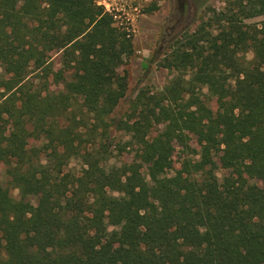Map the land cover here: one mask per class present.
Returning <instances> with one entry per match:
<instances>
[{
    "label": "trees",
    "instance_id": "16d2710c",
    "mask_svg": "<svg viewBox=\"0 0 264 264\" xmlns=\"http://www.w3.org/2000/svg\"><path fill=\"white\" fill-rule=\"evenodd\" d=\"M210 11L117 118L130 32L95 0H0V264H264V0Z\"/></svg>",
    "mask_w": 264,
    "mask_h": 264
},
{
    "label": "rangeland",
    "instance_id": "374dc122",
    "mask_svg": "<svg viewBox=\"0 0 264 264\" xmlns=\"http://www.w3.org/2000/svg\"><path fill=\"white\" fill-rule=\"evenodd\" d=\"M153 2L156 9L149 11ZM141 0L137 10L132 11L134 26L126 28L132 35L134 53L123 65L128 72V89L115 110L113 117L119 118L128 108L130 98H133L140 88L149 89L151 92L158 91L168 82L174 72L160 64L163 58L170 52L176 40L183 32L193 31L202 17H206L212 9L219 10L224 5V0ZM247 23L261 24L264 22V14L245 19ZM252 53L246 56L250 59ZM204 91H206L204 89ZM212 107L214 103L212 102ZM127 136L117 134L110 148L109 165L121 166L129 163L134 158V151L123 145ZM34 144H37L34 141ZM179 160L177 155L174 157ZM178 163L175 167H178ZM81 163L72 160L66 170L78 172ZM144 170V167H143ZM3 167L0 165V180L3 178ZM218 175H230L227 169H218ZM16 196V190L13 191Z\"/></svg>",
    "mask_w": 264,
    "mask_h": 264
},
{
    "label": "built area",
    "instance_id": "2783aa9c",
    "mask_svg": "<svg viewBox=\"0 0 264 264\" xmlns=\"http://www.w3.org/2000/svg\"><path fill=\"white\" fill-rule=\"evenodd\" d=\"M141 0H95L96 5L103 8V11L110 14L114 24L120 28L134 26L132 11H136Z\"/></svg>",
    "mask_w": 264,
    "mask_h": 264
},
{
    "label": "flooded vegetation",
    "instance_id": "af4514ba",
    "mask_svg": "<svg viewBox=\"0 0 264 264\" xmlns=\"http://www.w3.org/2000/svg\"><path fill=\"white\" fill-rule=\"evenodd\" d=\"M177 2H179V4L181 3L180 0H177Z\"/></svg>",
    "mask_w": 264,
    "mask_h": 264
}]
</instances>
